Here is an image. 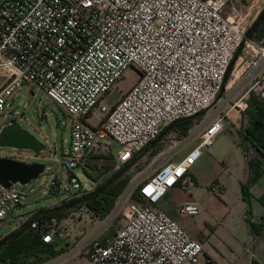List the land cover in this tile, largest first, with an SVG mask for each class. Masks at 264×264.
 <instances>
[{
  "label": "built area",
  "instance_id": "1",
  "mask_svg": "<svg viewBox=\"0 0 264 264\" xmlns=\"http://www.w3.org/2000/svg\"><path fill=\"white\" fill-rule=\"evenodd\" d=\"M227 1L0 0V68L7 74L0 86V117L7 99L23 85L40 90L69 116L68 147L53 155L59 166L46 164L38 175L41 188L59 195L57 203L91 191L75 172L90 150L109 148V139L115 140L120 149L112 154L113 167L118 169L171 122L212 107L241 45L245 55L235 60L231 73L260 72L230 107L242 113L250 95L264 99V42L245 36L264 0H243L233 16L224 13ZM128 67L137 70L134 82L114 104L99 106ZM96 106L99 122L91 125L86 119ZM218 112L199 127V142L181 157L176 152L186 139L174 141L138 181L143 201H123V224L110 237L81 248V264H202L200 241L157 204L174 186L184 191L194 186L189 170L223 126L225 117ZM9 148L17 149L0 147V157L25 162L28 156L47 157L46 150L20 156ZM260 167L264 172V159ZM20 185L0 187V222L24 197ZM179 211L195 215L199 209L188 201ZM76 217L68 214L69 226L63 229L55 215L34 217L29 224L50 244Z\"/></svg>",
  "mask_w": 264,
  "mask_h": 264
},
{
  "label": "rangeland",
  "instance_id": "2",
  "mask_svg": "<svg viewBox=\"0 0 264 264\" xmlns=\"http://www.w3.org/2000/svg\"><path fill=\"white\" fill-rule=\"evenodd\" d=\"M232 69L229 72L226 82V85L229 84V87L223 90L224 96L221 97V101L217 102L216 105L209 108V110H204L200 115L188 119L187 121L191 122L192 125L189 127L186 136H183L182 134L172 136V133L174 132L173 130L165 133L162 137L163 139L158 143L157 152L153 153L152 151H148L141 154L135 162L123 172L124 174L122 173L124 177L129 176V179L124 187H122L120 194L114 200V207L108 214L101 217V214H99L100 216L95 214L84 204L60 210L63 212L68 211L70 212V216L76 215L77 217L66 234L55 233L53 235L50 244L53 246V250L56 254L48 257L45 253H40L39 258L41 261L36 264H81L85 259V256L81 253V248L85 247L93 239L103 241L106 237L113 235L114 231L123 224L124 217L122 212L125 205L123 201L129 199L133 200L132 192L136 188L138 181L146 174H150L155 165L161 161L163 154H167L170 151L174 141L183 140L184 138L186 139V142L182 144L176 152L178 157H181L192 146L198 143V127H200L202 122L214 113V111L220 106L222 100L226 98L224 106L220 109L221 114L225 117L223 119V126L215 136L212 145L203 148L200 157L194 163L197 166H203L206 164L201 177H204L205 180L207 178L210 179V183L207 187L212 195L216 197V199H209V202L212 204H219L220 201L218 198L220 197V188L213 179L216 178V175L218 176L221 173H223V178H225L229 172L233 175L234 171L239 167L237 165L239 152L237 149H234L233 143H236V141L239 142L240 137L243 138V132L245 131L249 120V116L245 113L243 114L244 110L242 113L238 114L228 113V108H231V104L244 93L239 87L240 80L247 72L243 71L237 76L231 73ZM136 76L137 70L133 67H128L125 70L123 77L120 78L113 85L110 92L106 94L105 99L100 101L99 106L103 103L106 105L114 104L123 91L134 82ZM14 94L15 95L7 99L9 106L0 117V125L9 120L16 121L46 145V158L28 156V158H26L28 162L42 161L46 164L58 167L59 163L53 155L56 154L58 157L59 151L61 149L66 150L68 147L69 128L66 123L69 121V116L65 113L62 106L57 105L44 97L40 90L31 89L29 86L23 85ZM99 106H96L94 109L95 112L86 119L91 125H96L99 122ZM237 121H239V126L236 127L235 124ZM241 128H243V132L240 133ZM119 149L120 145L115 140L109 139V148L95 149L91 152L92 155L85 156L80 166L84 172L88 170L90 176L85 173L82 174L81 168L75 170L84 188L88 190L93 188V181L98 185L115 171L114 167H112L101 176L96 177L97 172L94 169L89 168L87 163L93 164L98 168L112 166L115 164V158L112 157V154H115ZM8 150L13 153L19 152L20 156H22V154H30V151L28 150H12L11 148ZM47 173L49 174L48 178L50 179L51 172L49 171ZM232 178L233 177L229 176L228 181H232ZM41 183L42 178L40 176L30 180L24 185H20L24 197H22L19 205L14 206L11 211L14 221L1 228L0 235L12 230L21 220H27L31 212L36 208L40 206H50L55 203L56 200L54 198L36 201L40 196L48 192V188L45 186L37 193H33ZM213 186H215V192ZM67 188H69L68 185ZM227 193L229 202H233L232 185L229 187L227 186ZM164 197L161 198L159 203L165 201ZM66 224L69 226V223H65L64 219L59 222L58 228L63 229ZM74 245H79V247L69 252V247H73Z\"/></svg>",
  "mask_w": 264,
  "mask_h": 264
},
{
  "label": "crops",
  "instance_id": "3",
  "mask_svg": "<svg viewBox=\"0 0 264 264\" xmlns=\"http://www.w3.org/2000/svg\"><path fill=\"white\" fill-rule=\"evenodd\" d=\"M242 1L243 0H228L224 7V13L226 15H235L237 10L241 7ZM256 19L257 16L252 19L248 28L252 27ZM253 40L256 42H264V36L260 39L254 38ZM244 55V45H241L225 77V82L221 88V95L216 99L213 106L221 101V97L224 96L223 90L229 87V84L226 85V82L235 60ZM259 72V68L247 70L240 80L239 88L242 89V92L247 89L252 79L257 76ZM6 80L7 74L0 68V86L3 85ZM225 101L226 98L222 100L220 106L217 108L219 111L222 109V106H224ZM228 113L238 114L240 112L236 109L228 108ZM212 115L213 114H211V116ZM209 117L206 120H208ZM204 122H202V124ZM189 125L191 126L192 123L189 122ZM235 126H239V121L236 122ZM173 131L172 136L179 135L178 130ZM241 132H243V128H241L240 133ZM159 139L161 141L163 138ZM233 146L234 149H237L239 152L237 160V165L239 167L234 171L233 175L229 172L228 175L223 178V173H221L218 176L216 175V178L213 179L220 188V197L218 198L220 201L219 204H212L209 202V199H216V197L212 195L207 187L210 183V179L207 178L205 180L204 177H201L206 164L203 166L192 164L190 167L189 171L194 177L195 184L189 191H184L179 186H174L164 195L165 201L157 204L158 208L166 211L193 239L200 241L202 245L200 261L202 264H252L253 261L264 264V173L252 181L248 160L257 156L256 150L249 142L241 137L239 142L236 141V143H233ZM94 150L95 149L90 151L92 152ZM90 151L87 152L85 156L88 155ZM124 165L125 164H123V166ZM229 176L233 177L232 181H228ZM231 185L233 190V202H229L227 198V186L229 187ZM95 186L96 183L93 181V188L89 190H93ZM188 201L197 204L199 209L197 214L187 215L179 211V207ZM68 214H70V212L63 213L58 218L59 222L65 219V223H67Z\"/></svg>",
  "mask_w": 264,
  "mask_h": 264
},
{
  "label": "trees",
  "instance_id": "4",
  "mask_svg": "<svg viewBox=\"0 0 264 264\" xmlns=\"http://www.w3.org/2000/svg\"><path fill=\"white\" fill-rule=\"evenodd\" d=\"M262 9H264V7ZM262 9L257 14V17L261 13ZM250 28L247 29L246 33L250 30ZM263 36H264V16L261 19V21L258 23L256 28L249 34L248 38L260 39ZM246 102H247V106L244 109L243 114L244 113L247 114L249 116V120H248V125L246 126L243 134V139L249 142L257 152L256 157L248 160V166L251 172V180L254 181L255 179H257L259 175L264 173L260 167L261 161L262 159H264V99H259L253 95H250L246 99ZM188 119L190 118L178 122L167 132L171 130H178L179 135L180 134H182L183 136L186 135L190 127L189 122L187 121ZM159 141L160 139L157 140L153 145H148L142 150L135 153L129 162L134 161L139 154H143L146 151L147 152L152 151L153 153L157 152L158 151L157 146ZM88 155H92L91 151ZM87 166L91 169H94L97 172L96 177H99L104 172L110 170L114 165L109 167L104 166L102 168H98L93 164L87 163ZM122 167L123 165L120 166L118 169H115V171L109 177H107L104 181L100 182L95 187L101 186L108 179H110V177L115 172H117V170H119ZM84 173L90 176L88 170L85 171ZM123 174L120 175L118 178H116L114 181H112L102 191L101 193L102 199H99L97 197H92L87 199L84 202V205H86L89 209H91L95 214L97 215L101 214V217L108 214L114 207V200L120 194L122 187H124V185L127 183L129 179V176L124 177ZM132 198L133 200L136 201H143V198L139 193L138 188H135L133 190ZM75 200L76 199H71L69 201L73 202ZM65 212L68 211H64V212L57 211L53 213L40 214L36 216V218H40L43 215H55L56 217L59 218ZM40 253H45L48 257L56 254L55 251L53 250V246L49 243H44L39 237V235L36 234V232L31 228L30 224H28L26 227L14 233L0 247V264H36L41 261V259L39 258ZM252 264H259V263L257 261H253Z\"/></svg>",
  "mask_w": 264,
  "mask_h": 264
},
{
  "label": "water",
  "instance_id": "5",
  "mask_svg": "<svg viewBox=\"0 0 264 264\" xmlns=\"http://www.w3.org/2000/svg\"><path fill=\"white\" fill-rule=\"evenodd\" d=\"M264 16V9L261 11L257 19L255 20L254 24L250 28V30L246 33V37L248 38L249 34L253 31V29L258 25V23L261 21V19ZM232 62L229 64V68L231 66ZM227 75V74H226ZM221 95V90L219 91L217 98H219ZM209 106L208 108H210ZM207 108V109H208ZM203 111L199 112L197 115H200L203 113ZM194 117V116H193ZM191 118V117H183L179 118L167 126L163 128V130L160 132V134L155 138L149 145H153L159 138H161L170 128H172L175 124L178 122ZM0 147H12L17 149H24V150H31L34 153L38 154L42 151L46 150V145L39 140L34 134H32L30 131H28L26 128H24L22 125H20L18 122L10 120L9 122H6L2 125H0ZM139 154L136 159L140 156ZM135 159V160H136ZM134 160V161H135ZM128 162L125 164L121 169H119L117 172H115L110 179H108L105 183H103L99 188H97L94 191L89 192L88 194L84 195L83 197L76 199L73 202H68L64 204H58L56 203L59 201V195H54L52 192L48 191L46 194L40 196L36 201H43L48 198H54L56 201L50 206H40L34 210V212L31 214L30 217L27 218V220L21 222L17 228L12 229V232L9 233L7 236H5L0 241V246H2L14 233L19 231L20 229L26 227L31 220L40 215L45 213H53L60 210L68 209L71 207H75L77 205H82L84 202L94 194L99 193L102 191L106 186H108L112 181H114L116 178H118L126 169H128L133 163ZM46 167V163L42 161H34V162H25L21 160H16L12 158L7 157H0V187L4 189H8L12 184L18 183L21 185H24L28 183L30 180L35 179L38 177V175L44 171ZM41 189L40 186H38L33 193H37ZM34 201V202H36ZM14 221V217L11 212H9L5 219L0 222V229L3 228L6 225H9Z\"/></svg>",
  "mask_w": 264,
  "mask_h": 264
},
{
  "label": "flooded vegetation",
  "instance_id": "6",
  "mask_svg": "<svg viewBox=\"0 0 264 264\" xmlns=\"http://www.w3.org/2000/svg\"><path fill=\"white\" fill-rule=\"evenodd\" d=\"M99 187H100V186H99ZM99 187H95V188H94L93 190H91V191H94V190H96V189L99 188ZM106 187H107V186H106ZM106 187H105V188H106ZM105 188H104V189H105ZM104 189H103V190H104ZM103 190H102V191H103ZM91 191H89V192H91ZM102 191H100V192L97 193V194H94L93 196H91V197H89V198L97 197V198H99V199H102V196H101ZM89 192H88V193H89ZM88 193H87V194H88ZM89 198H88V199H89ZM68 202H70V201L59 202V203H56V205H58V204H64V203H68ZM18 226H19V224L16 225L14 228H17ZM14 228H13V229H14ZM11 232H12V230H10L9 232H7V233H5V234H3V235H0V241H1L5 236H7L9 233H11ZM0 247H1V246H0Z\"/></svg>",
  "mask_w": 264,
  "mask_h": 264
}]
</instances>
